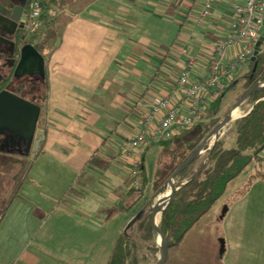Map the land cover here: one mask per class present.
<instances>
[{"label":"crops","instance_id":"1","mask_svg":"<svg viewBox=\"0 0 264 264\" xmlns=\"http://www.w3.org/2000/svg\"><path fill=\"white\" fill-rule=\"evenodd\" d=\"M102 1L89 2L78 11L77 0H67L62 9L50 12L55 24L64 20L65 25L51 41L52 51L42 54L44 137L21 174L16 198L0 216V264H82L89 260L85 255L96 252L105 253L108 261L117 237L144 204L143 198L135 206L120 207L132 189L130 161L121 156L120 145L138 134L143 104L170 93L187 56L195 59L192 79L207 75L213 49L229 36L234 21L233 0H215L201 27L197 20L206 0ZM176 26L180 34L188 33V44L170 46L167 55L163 49L150 48L164 47ZM168 62L177 76L167 71ZM246 66L235 78L242 77ZM159 76L165 81L155 86ZM239 110L233 114H245ZM151 150L158 161L163 153L159 145L145 149L144 167ZM259 166L264 169V163ZM253 167L247 174L248 190L227 205L233 180L187 235L226 204L218 219L223 221L240 199L247 200L258 223V214H264V182L253 179L257 170ZM258 231L264 234L263 228ZM225 243L223 239L222 254ZM102 261L97 258L96 263ZM254 264H264L263 252Z\"/></svg>","mask_w":264,"mask_h":264},{"label":"trees","instance_id":"2","mask_svg":"<svg viewBox=\"0 0 264 264\" xmlns=\"http://www.w3.org/2000/svg\"><path fill=\"white\" fill-rule=\"evenodd\" d=\"M32 1L30 0V10ZM66 1L39 0L42 8L40 20L43 25L33 31L32 39L35 40L36 49L42 54L46 53V50L47 53L52 51L51 41L59 36V31L55 26V17L50 12L55 8L62 9ZM262 36L264 38V33ZM263 47L264 41L256 61L252 63L249 59L246 72L242 77L235 78L230 83L227 92L234 90L242 80V97L253 85L264 81ZM222 98L216 99L208 107L204 123L159 144L163 153L159 158L152 180L150 197L135 214L133 221L117 237L106 264H142L145 260V254H140L142 251L141 242L147 244L145 247L147 251L159 252V249H156L155 245L151 243L155 239L150 224L151 207L156 202L157 197L165 192L166 183L174 172L190 157L221 120L217 115L220 111ZM245 104L251 109L248 113H246V109L245 116L234 121L231 136L234 146L229 147L227 139L217 140L211 150L202 158V163L196 165L198 159L194 160L174 178V183L179 186V189L174 193L173 199L158 218V227L167 239L168 250L177 247L182 242L191 228L209 212L223 195L228 184L242 174L251 163L254 161L255 164L264 163L262 159L264 154V90L249 95L240 108ZM178 158H181L179 163L174 165ZM23 166L22 161L16 163L9 161L2 164L0 168L3 171L0 172V178L3 180L4 177L10 176L13 180L20 175L21 180ZM11 173L13 174L11 175ZM255 178L264 182V171L258 169L256 177L253 179ZM139 182V188L129 191L128 202L120 203L121 208L135 206L144 198L147 186L144 162L141 167ZM2 206H0V216L4 214L8 205H4L3 209ZM135 227L140 234L134 232Z\"/></svg>","mask_w":264,"mask_h":264},{"label":"built area","instance_id":"3","mask_svg":"<svg viewBox=\"0 0 264 264\" xmlns=\"http://www.w3.org/2000/svg\"><path fill=\"white\" fill-rule=\"evenodd\" d=\"M214 1H205L197 26L201 27L203 21L209 17ZM232 10L234 21L230 34L214 47L207 75L201 79H192L191 71L195 66V59L187 56L185 66L170 93L156 102L143 104L145 115L138 134L120 145L121 156L130 161L132 189L140 186L145 149L169 141L204 123L208 107L226 94L237 70L252 57L255 44L264 33V0H233ZM41 13L39 0H33L27 29L36 30L42 27ZM232 50L233 55H229ZM257 84L264 86V81ZM243 116L245 114L237 119ZM231 122L219 131L217 137L211 136L200 157L224 136L225 127ZM262 159L264 160V154Z\"/></svg>","mask_w":264,"mask_h":264},{"label":"rangeland","instance_id":"4","mask_svg":"<svg viewBox=\"0 0 264 264\" xmlns=\"http://www.w3.org/2000/svg\"><path fill=\"white\" fill-rule=\"evenodd\" d=\"M93 1L94 0H77V3L74 4L75 7L74 10L79 11L85 4L89 2L91 4L93 3ZM110 1L111 0H103L102 3L103 4L106 2L108 3ZM71 10H73V8H71ZM64 22H65L64 20H61L59 24H56V27L59 30V32H61L63 26L65 25ZM192 22L195 23V20H193ZM173 30H174V34L170 33L171 36L164 39L163 41L165 42L164 47L161 46L155 47L151 45L150 48L152 50L163 49L165 51V55H167L170 53L168 49L170 46L175 48L174 47L175 45L185 46V43L187 44L189 43L188 40L190 37L187 36L188 33L183 32L182 34H180L179 26L178 27L176 26V28H174ZM45 52L48 51L46 50ZM166 68L168 72H171L172 76L178 75L175 72V69H173L172 62H168L166 64ZM246 68L244 73L247 70ZM161 81H165V80L164 79L162 80L161 77L159 76L157 77L156 81L153 84L154 85L161 84ZM242 84L243 81L241 80L234 90L226 92V95L222 98L221 101L220 114L217 115L218 118L220 119L224 118L229 112H231V110H233L234 106L236 105V103L238 102V100L242 95ZM27 88L28 86H25L24 91ZM245 105L242 106L239 111L246 112ZM235 114L237 116H235L233 119H237L241 115V113L238 112H236ZM234 121L236 120H233V122L229 124L230 127L229 126L225 127V134L221 138L225 140L227 139L229 147L234 146V141H232L231 138ZM153 152L154 151L152 150L148 152L145 163L146 176H147L146 189H148L149 193L151 191L150 188L152 186V180L155 174V170L157 168L156 162L158 161L156 160L157 155H155L157 152H155V154ZM204 155L205 154L201 155V157L198 158L196 165L198 163L203 162L202 158L204 157ZM13 159H19V160H14L13 161L14 163H16L17 161H22V166L24 165L22 170L23 172H24V168H26L25 166L27 167L29 166L27 158H13ZM180 159L181 158H178L175 161L174 165H177ZM253 165L257 167V170L258 169L262 171L264 170L259 166V164L251 163L248 166V168L244 171V173L239 178H236L235 181L232 183V185L229 187L228 194L230 195V198L229 199L225 198L227 205L231 202V200L237 199L236 198L237 196L243 195L248 190V187L251 185V181H248L247 176L254 169ZM2 171L3 169L0 168V172ZM13 173H11V175ZM254 177H256V172ZM256 179L258 180V178ZM19 180H20V175L13 180L12 178H10V176L8 178L4 177L3 180L0 178V206H2L3 204L2 209L5 207L4 205L9 206L10 202H12V200L16 198L18 194L17 192L18 188L16 189V187L21 183ZM243 181H246L245 182L246 184L244 186H238V184ZM167 187H169L170 190L169 183H166L165 192L167 190ZM148 191L146 193H148ZM149 193L144 197L143 199L144 202L148 200V198L150 197ZM164 193L160 196L165 195ZM159 197H157V199ZM239 203L240 205L233 208L232 213L227 215L223 221H218V219L219 216L221 217L220 213L224 208L223 206H225L226 204L219 207V210L217 212H212L210 214L212 219L210 218V216H208L207 221H204L201 224H199V226L196 228L194 232H192V234H190V236L189 235H187L188 237L185 236L182 242L177 247L168 250L165 264H254V260L256 259V257H259L260 253L262 252L264 253V250L262 249L263 248L262 245L264 246L263 243L264 234H261L258 231L260 228L264 229V222H263L264 214L263 216L262 214H258L259 218L256 219L258 223H256L255 220L252 219L254 213L251 211L252 209L248 205L247 200L245 199V202H243V199H240ZM162 205L163 202H160L159 207H162ZM263 210H264V206H263ZM156 221H157L156 224H158V218ZM233 227L236 228L234 229L235 233L233 232ZM136 228L137 227H135L134 232H138L136 234H140L139 231L136 230ZM223 239L226 241V243H225L224 253L222 254L221 242L223 241ZM189 240L191 241L190 243L188 242ZM151 243L155 245L156 249H158V245L160 242L157 243L156 239H153ZM146 245H147L146 243L145 244L143 242L140 243L142 249L140 254H145V260L142 264H158L160 259V253L159 252L152 253L147 251L145 249ZM84 258L89 259V260L84 259L85 264H106L107 262V260L105 259V253H99V252L93 254L90 253L85 255ZM97 258L98 261L100 260L103 261L96 263ZM84 262L82 264H84Z\"/></svg>","mask_w":264,"mask_h":264},{"label":"flooded vegetation","instance_id":"5","mask_svg":"<svg viewBox=\"0 0 264 264\" xmlns=\"http://www.w3.org/2000/svg\"><path fill=\"white\" fill-rule=\"evenodd\" d=\"M29 14L30 0H0V93L8 92L40 107L37 128L42 129L40 121L46 100L45 76L41 78L38 74L39 64L35 59H32L30 66L17 71L23 47L30 46L40 53L32 39L34 30L27 29ZM14 15L20 18L15 24L11 21ZM25 73H32V76L24 77ZM25 86L28 88L24 91ZM33 149L30 147L27 154L26 144L20 142L18 134L4 132L0 135V167L6 162L19 160L13 158H31Z\"/></svg>","mask_w":264,"mask_h":264},{"label":"water","instance_id":"6","mask_svg":"<svg viewBox=\"0 0 264 264\" xmlns=\"http://www.w3.org/2000/svg\"><path fill=\"white\" fill-rule=\"evenodd\" d=\"M0 20H2L0 18ZM20 20L18 16H12L11 21L13 24L17 23ZM264 41V38L261 36L255 44L254 51L250 61L254 63L259 54L260 47ZM32 59H35L39 64L38 74L41 78L45 76V59L44 57L38 53L34 48L30 46H25L22 49L19 63L17 65V71L30 66L32 64ZM24 77L32 76V73L23 74ZM264 90V86H259L257 83L253 85L236 103L233 110L238 109L243 101L252 93ZM229 112L224 118H222L219 123L212 129V131L206 136V138L202 141V143L193 151L190 157L174 172V174L170 177L167 183L170 184V193L169 195L160 196L157 201L151 207V229L153 232V236L155 239L159 238L160 243L158 245L160 259L158 264H165L168 246L167 239L160 231L158 224L153 223V218L159 211V203L163 202L164 206L162 208V212L165 210L167 205L173 199L174 193L179 189V186H176L174 183V178L178 176L190 163L200 157V154L205 149L209 139L211 136L217 137L219 131L231 122L233 119L231 118V113ZM40 115V107L35 104H30L25 100L16 97L8 92L0 93V130L4 132H12L16 133L20 137V142L26 144V153L30 147H33V153L31 158L34 157L36 151L39 149L43 142L44 131L42 129L37 128V123ZM4 132H0V135H3ZM213 147V146H212ZM211 147V148H212ZM27 154L25 157H27ZM165 194V193H164ZM161 212V214H162ZM222 248H223V241Z\"/></svg>","mask_w":264,"mask_h":264},{"label":"bare ground","instance_id":"7","mask_svg":"<svg viewBox=\"0 0 264 264\" xmlns=\"http://www.w3.org/2000/svg\"><path fill=\"white\" fill-rule=\"evenodd\" d=\"M236 113V112H235ZM233 114V112L231 113V118L233 119L235 116H237L236 114ZM169 193H170V190H169V187H167V190H166V192H165V196H167V195H169ZM163 206H164V203H163V205H162V207H159V211H158V213L155 215V217L153 218V223L156 225V220H157V218H159V216H161V212H162V208H163ZM161 208V209H160ZM156 241H157V243H159L160 242V240H159V238H157L156 239Z\"/></svg>","mask_w":264,"mask_h":264}]
</instances>
